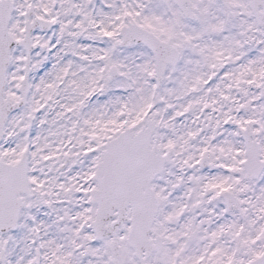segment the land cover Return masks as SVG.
I'll list each match as a JSON object with an SVG mask.
<instances>
[{"label":"snow or ice","instance_id":"obj_1","mask_svg":"<svg viewBox=\"0 0 264 264\" xmlns=\"http://www.w3.org/2000/svg\"><path fill=\"white\" fill-rule=\"evenodd\" d=\"M0 264H264V0H0Z\"/></svg>","mask_w":264,"mask_h":264}]
</instances>
